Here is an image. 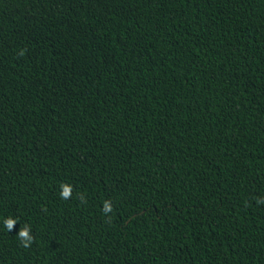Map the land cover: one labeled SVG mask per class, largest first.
Returning a JSON list of instances; mask_svg holds the SVG:
<instances>
[{"label": "trees", "instance_id": "16d2710c", "mask_svg": "<svg viewBox=\"0 0 264 264\" xmlns=\"http://www.w3.org/2000/svg\"><path fill=\"white\" fill-rule=\"evenodd\" d=\"M0 264H264V0H0Z\"/></svg>", "mask_w": 264, "mask_h": 264}, {"label": "clouds", "instance_id": "9594fccd", "mask_svg": "<svg viewBox=\"0 0 264 264\" xmlns=\"http://www.w3.org/2000/svg\"><path fill=\"white\" fill-rule=\"evenodd\" d=\"M70 186H62V190H61V196L62 198H68L69 193H70ZM105 211H109L110 210V206L109 204L106 202L105 203ZM19 223L18 219H14L11 217L5 218L3 220V226L4 228H6L9 232H11L14 228L15 225H17ZM31 229L29 226L25 225L23 228H20L18 231V236L21 240V242L24 244L25 247H27L31 241H32V237H31Z\"/></svg>", "mask_w": 264, "mask_h": 264}]
</instances>
